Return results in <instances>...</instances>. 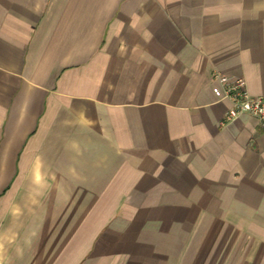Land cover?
I'll use <instances>...</instances> for the list:
<instances>
[{
	"label": "crops",
	"instance_id": "0c3cea01",
	"mask_svg": "<svg viewBox=\"0 0 264 264\" xmlns=\"http://www.w3.org/2000/svg\"><path fill=\"white\" fill-rule=\"evenodd\" d=\"M264 0H0V264H264Z\"/></svg>",
	"mask_w": 264,
	"mask_h": 264
},
{
	"label": "built area",
	"instance_id": "2783aa9c",
	"mask_svg": "<svg viewBox=\"0 0 264 264\" xmlns=\"http://www.w3.org/2000/svg\"><path fill=\"white\" fill-rule=\"evenodd\" d=\"M212 77L219 82L223 97L229 102L223 114V122H229L241 114H249L264 124V94L250 95L241 77L228 79L217 71L212 73Z\"/></svg>",
	"mask_w": 264,
	"mask_h": 264
}]
</instances>
